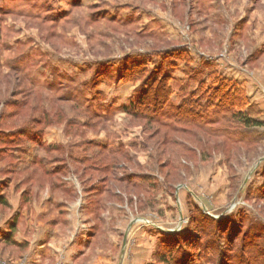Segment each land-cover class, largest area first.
I'll return each mask as SVG.
<instances>
[{
	"label": "rangeland",
	"instance_id": "rangeland-1",
	"mask_svg": "<svg viewBox=\"0 0 264 264\" xmlns=\"http://www.w3.org/2000/svg\"><path fill=\"white\" fill-rule=\"evenodd\" d=\"M163 77L169 101L139 111ZM191 101L200 118L178 115ZM0 116L43 144L0 135V217L18 199L31 231L45 209L88 240L77 264H264V0H0ZM17 157L45 160L9 173Z\"/></svg>",
	"mask_w": 264,
	"mask_h": 264
},
{
	"label": "trees",
	"instance_id": "trees-1",
	"mask_svg": "<svg viewBox=\"0 0 264 264\" xmlns=\"http://www.w3.org/2000/svg\"><path fill=\"white\" fill-rule=\"evenodd\" d=\"M144 74H145V72L142 71L140 77H143ZM201 86H203V85H201ZM214 91H216L215 94H216V97H218V94H219L218 88H215ZM229 95H230L229 93H228V95L227 94H223V96L221 95L222 100H225L226 104H228L230 107L240 109L242 107V102H243V101H241V93L234 92L233 95H230V96ZM169 96H170V89L168 87V79L166 77H163L159 81H154V82H152L150 87L147 88V90L142 95V97L139 99L138 104H137V106L139 107V111L140 110L141 111L151 110L154 113H159L161 107L169 101ZM149 99H152V101H149ZM131 106L133 108L134 105L132 104ZM198 107H199V105L196 103V101H193V102L191 101L190 104H188L187 102H184L183 105H181V107L179 108L180 110L178 111V115L181 117L182 116H185V117L188 116L192 119L200 118L199 113L197 112ZM139 111L134 112V117H140L139 116L140 114H138ZM63 115H64V113L61 114V117ZM236 116H239V115H236ZM2 119H3V117L0 116V122L2 121ZM46 119H47V116H46ZM240 121L244 124V126H247V127H257L260 125L259 123L254 122V121L249 120V119H245V120L242 119ZM32 125H33V127L40 126L41 120H36V121L33 120ZM35 130H36L35 128L29 129V128H24V127H22L19 130H12V129L11 130L10 129L1 130L0 129V135H2L5 138L10 139V143H13L14 140H12V138H14V137H18L19 139H21V137L23 138V137L29 136L32 138V140L36 139V144H37L38 148H43V144L40 142V139H42L41 138L42 137L41 132H36ZM75 138L80 139L81 136H78L75 134ZM158 143H159V141H158ZM0 144L2 147V148H0V160H1V162L3 160H12L13 159V152L12 153L9 152L11 147L9 145H6V143L4 142L3 139L0 140ZM163 145H164V143L161 146H163ZM7 153H10V154H7ZM17 159H16L17 162H15L14 164H12V162L7 164L6 169H9V167L13 166L12 169L9 170L10 171L9 173L15 174V172H16L18 174V172H21L20 171L21 168H23L22 171H24V170H28L30 166H32V167L37 166V165L41 166L45 160V159L33 160L32 162H28L27 164H25L24 162L19 160L20 157H17ZM90 160H92L93 162H95L99 166L100 170H98V171L101 174H108V170H110L109 168H113V166L116 167L118 165V162H119V161H117V159L115 157H113L111 159L112 161L110 162L112 164V167H111L109 165L108 166L104 165L102 163V161H99L96 158L95 159L90 158ZM59 172L60 171H57L56 174H58ZM127 178L130 179V177H127ZM106 181H107L106 176H104L100 180V182L103 183V185ZM2 187H6V184L4 183L0 186V207H3V208L6 207L7 208L8 207L7 197L1 193ZM92 189L94 190L93 192H94L95 197L102 196L101 191L99 190L98 186H94ZM24 195L27 196L28 192L25 191ZM7 225H8V234L6 235V237L2 238L0 240V242L13 245L12 236H13L15 228H16V218H12L11 221H9V223ZM168 237H170V236L168 235ZM177 264H181V262L177 261Z\"/></svg>",
	"mask_w": 264,
	"mask_h": 264
},
{
	"label": "crops",
	"instance_id": "crops-1",
	"mask_svg": "<svg viewBox=\"0 0 264 264\" xmlns=\"http://www.w3.org/2000/svg\"><path fill=\"white\" fill-rule=\"evenodd\" d=\"M12 199V198H11ZM18 199L9 200L13 208V218L20 216L21 211L18 207ZM36 219L41 221L31 222L30 229L17 226L16 236L12 242L14 247L19 250V254L14 264H77L85 256V244L88 240L83 239V235L76 238V235L69 238L64 230L54 224L45 209L36 208ZM23 217H26L24 212ZM12 217V216H11ZM26 219V218H25ZM8 219L0 217V240L8 234ZM88 236V234H87ZM0 244H5L1 243Z\"/></svg>",
	"mask_w": 264,
	"mask_h": 264
},
{
	"label": "water",
	"instance_id": "water-1",
	"mask_svg": "<svg viewBox=\"0 0 264 264\" xmlns=\"http://www.w3.org/2000/svg\"><path fill=\"white\" fill-rule=\"evenodd\" d=\"M163 232H166V233H170V231H167V230H164V229H161ZM125 239H126V237H125ZM124 244H125V242H124Z\"/></svg>",
	"mask_w": 264,
	"mask_h": 264
}]
</instances>
